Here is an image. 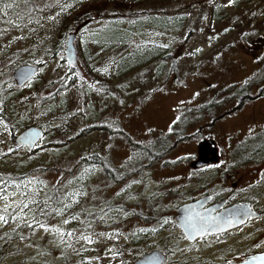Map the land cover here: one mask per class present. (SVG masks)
<instances>
[{
    "label": "rangeland",
    "instance_id": "rangeland-1",
    "mask_svg": "<svg viewBox=\"0 0 264 264\" xmlns=\"http://www.w3.org/2000/svg\"><path fill=\"white\" fill-rule=\"evenodd\" d=\"M64 5L71 17L87 11L64 35L65 42L75 33L77 84L66 80L65 45L55 49L59 36L48 23L51 13L40 29L10 13L15 24L1 26L0 89L13 102L14 115L27 121L25 127L39 126L44 136L38 149L28 151L13 144L9 125L0 127L2 173L20 175L0 190L9 197L0 200L7 220L0 222V264H133L152 250L165 255L162 264H229L264 250V156L246 158L242 151L237 157L227 143L228 134L236 139L249 127L264 126V0H66ZM114 12L131 20L151 14L177 23H144L134 29L129 48L98 57L88 68L89 56L76 39L104 25ZM47 33L44 48L36 47L33 39ZM156 44L169 51L161 68L154 60L115 75L125 51ZM23 63H38L37 79L11 89V73ZM204 138L213 139L219 151L209 169L219 174L220 186L234 189L232 182L240 187L258 178L252 196L261 216L226 235L189 241L177 225L176 208L199 194V169L189 163ZM131 143L153 152L165 143L168 152L148 160ZM233 147L236 152L239 146ZM95 154L105 167L81 163ZM202 175L205 181L218 180ZM14 201L23 203L12 206ZM9 231L17 237L3 241ZM82 234L93 242L78 239Z\"/></svg>",
    "mask_w": 264,
    "mask_h": 264
},
{
    "label": "trees",
    "instance_id": "trees-1",
    "mask_svg": "<svg viewBox=\"0 0 264 264\" xmlns=\"http://www.w3.org/2000/svg\"><path fill=\"white\" fill-rule=\"evenodd\" d=\"M39 0H30V3L33 5H36V7L32 8V10L29 12L25 8L24 0H20V5H16L14 9H9L8 13H0V34H2V28L1 26L9 25L6 21H10L8 19L9 13L12 15V17L17 18V14H19L22 19L21 21H30V28H42L45 24L44 21L46 20V16H48L51 13L52 19L48 21L50 22V28L53 29V32L59 36L58 40L56 41V50L61 49L64 44V38L65 33L71 31L73 29V24H76L77 21H81L84 16L87 15L86 9H84L80 14H76L73 17L69 16V13L65 11H61V7L64 6L63 0H44L40 4H36ZM56 1L62 2L61 4H57ZM68 3H70V0H67ZM5 2H13V0H0V7H3V4ZM56 6V9H55ZM84 8V7H83ZM46 12V13H42ZM82 16V17H81ZM146 16V17H145ZM145 18L143 17H137L131 20L130 18L121 16L117 13H112L106 16V22L101 27L86 33L84 36L77 37L76 41L79 45L80 49L85 53V56H89L87 59V66L88 68H92L91 63L94 61V59H98V57H104L109 54H114L116 52H122L124 49L129 48L132 36L134 34L135 28H141L144 23H152L157 26H166L170 24L171 26H174L177 22L174 20L169 22H165V17H156L151 14H145ZM176 21H178L176 19ZM179 22V21H178ZM47 23V24H48ZM12 24H15V22H12ZM49 33L45 35V37H38L37 40H34V44L36 47L42 46L44 48L46 41L49 39ZM169 55L168 48L163 45H151L148 47H135L130 50L125 51L120 58L116 62V72L115 75H122L132 69L138 68L140 66H144L147 63H150L154 60L160 61V68L165 63V60L167 59ZM106 57V58H107ZM18 64V63H17ZM16 64V65H17ZM38 64V63H37ZM40 64V63H39ZM15 64H13L11 67H13ZM68 70H67V78L69 84H77V77L78 73L73 67H70L67 64ZM95 75H99V73L102 74L101 71H92ZM38 73L34 76L33 79L30 80V84L33 82L35 83L37 79ZM103 82L106 79H102ZM11 82V81H10ZM2 85H0L1 87ZM246 86V85H245ZM14 88V90H19V87H16L14 84H11V89ZM228 88H232V86H229ZM245 88V87H244ZM238 90H241L242 87H238ZM248 89V88H247ZM246 89V90H247ZM245 90H243L244 92ZM60 109L63 112V115L66 113V101L61 100L60 102ZM212 106V103H209L207 105L201 106L200 109L206 110L207 107ZM0 119H2L5 123L1 126L9 125L11 127L10 131L11 133V139L13 140L14 137V130L17 129V131L23 129L26 126V122L22 117H16L14 115V105L13 102L10 100V98L5 95L4 90L0 89ZM16 128V129H14ZM159 138L158 140H160ZM131 145L135 149H139L143 151L146 159L151 160L149 156L154 157H163L168 151L164 148L165 143L161 144L160 146H157V150L155 152L152 151L151 148L147 146H143L139 143H131ZM38 149V147H35L33 150ZM1 156V155H0ZM241 156V155H240ZM82 164L90 165V164H98L100 166L105 167L106 163L104 161V158L95 154L90 157H82L80 159ZM0 190L6 183H14L15 181H18L19 176H14L11 173H2L5 169L3 167V164L0 163ZM6 238L2 239L3 241L6 239H11L16 236V234L12 231L6 232L4 235ZM10 237V238H7ZM17 237V236H16ZM2 250L0 245V258H1Z\"/></svg>",
    "mask_w": 264,
    "mask_h": 264
},
{
    "label": "water",
    "instance_id": "water-1",
    "mask_svg": "<svg viewBox=\"0 0 264 264\" xmlns=\"http://www.w3.org/2000/svg\"><path fill=\"white\" fill-rule=\"evenodd\" d=\"M75 33L70 32L65 40L64 55L68 64L77 66V54L74 46ZM79 71V70H78ZM37 66L30 63L17 65L12 73V79L17 87L23 86L34 77ZM43 130L35 125H30L14 135L15 146H25L31 151L35 144L42 138ZM217 161L216 148L213 141L206 139L197 145L196 159L190 164L192 167H199ZM206 198H197L182 203L176 208L177 225L181 229L184 237L193 241L206 234L220 233L244 223L247 218L256 217L257 212L252 210L249 203L241 202L227 206L215 212L214 206L203 208ZM244 213H248L246 216ZM264 256V251L246 256L240 262H229V264H264L259 257ZM165 255L159 250H152L137 257L133 264H162Z\"/></svg>",
    "mask_w": 264,
    "mask_h": 264
},
{
    "label": "flooded vegetation",
    "instance_id": "flooded-vegetation-1",
    "mask_svg": "<svg viewBox=\"0 0 264 264\" xmlns=\"http://www.w3.org/2000/svg\"><path fill=\"white\" fill-rule=\"evenodd\" d=\"M231 135L228 134L227 137V143L228 145V152H230V150L232 151L233 155H237L240 156V154L244 153V156L246 158H253L256 160H262L263 156H264V126H260V127H249V129L245 132H239L236 134V139L237 141H235L236 139L233 137H230ZM204 139H211V138H204ZM203 139V140H204ZM213 141V145L216 148V153H217V161H218V157H219V151L217 149L216 143L213 139H211ZM234 140V141H232ZM235 148L236 146H239L236 149V152H234V146ZM241 145V146H240ZM233 147V149H232ZM241 149V151L239 150ZM239 151V152H237ZM246 152V153H245ZM232 155V156H233ZM196 158H194L191 162H193ZM216 162H212L206 165H202L199 166V168H195V169H199V194L197 197L195 198H206V201L203 205V208L208 207V206H214L215 207V212H218L219 210L233 204V203H237V202H248L251 206V208L255 211H257L258 216L256 218H251V219H247L246 222L240 224L239 226L232 228L230 230L224 231V232H220V233H215V234H206L204 236H201L199 238H206V237H217V236H223L226 235L230 232H233L239 228H241L243 225H245L247 222L252 221V220H257L258 218H260L261 216V212L257 206L258 203H255V201H258V198L253 197V192H258L257 189V185L252 186V183L255 182L258 178H254L253 181L249 182L246 186H237L236 182H232L231 186L234 187V189H228L227 187H222L220 186V180L218 177L219 174L210 170L209 168L214 166ZM190 162V163H191ZM189 163V165H190ZM229 164V163H228ZM232 169L229 168L227 169L228 171ZM254 173L258 174L257 170L254 169L253 170ZM207 172V173H211L213 178H217L218 180L215 179H208V181H205L203 178V173ZM201 174V175H200ZM236 174L232 175L235 176ZM239 181L242 180L243 175L242 174H237ZM230 176H228L227 178H229ZM225 178V180L227 179ZM217 181V184L216 182ZM243 183V181H242ZM216 184V185H215ZM239 188L240 191L244 190L246 193V196H241L242 193L241 192H234L235 189ZM192 198L191 200L195 199ZM199 238H197L196 240H199ZM194 240V241H196ZM231 262V261H230Z\"/></svg>",
    "mask_w": 264,
    "mask_h": 264
},
{
    "label": "snow or ice",
    "instance_id": "snow-or-ice-1",
    "mask_svg": "<svg viewBox=\"0 0 264 264\" xmlns=\"http://www.w3.org/2000/svg\"><path fill=\"white\" fill-rule=\"evenodd\" d=\"M232 3H233V0H228V4H232ZM24 5H25V8L27 9V11H29V12L32 10V8L36 7V5H33V4L30 3V0H24ZM15 7H16L15 0H13V2H5L3 4V7H0V13H4V12H6L9 9H14ZM66 7H71V4L67 5ZM66 7L62 6L61 7V11H65L66 10ZM17 19L18 20H21L22 17L19 14H17ZM48 19L51 20L52 17L49 16ZM6 22L9 23V24L12 23L11 21H6ZM29 22H31V20ZM15 27L18 28L19 27V24L15 25ZM197 51H199V49H197ZM4 123L5 122L2 119H0V125H3ZM9 151H11V149H9ZM21 195H23V194H21ZM65 195H67V193H65ZM8 198L9 197L7 195L0 196V200H7ZM16 203H23V202L22 201H14L12 206H15ZM31 203L32 204H35L36 201L35 200H31ZM7 207H8V205L5 206V211L7 210ZM27 207H28V204H23V208H27ZM65 207H67V206H65ZM23 208L17 214L18 216H22L23 215ZM59 211L60 210H57V214H59ZM244 215L248 216L249 214L248 213H244ZM13 219H16V217L14 216ZM249 219H251L250 216H249ZM0 222L7 223V220H6V218H5V216L3 214H0ZM68 222L69 221L67 219H65L63 221V223H65V224H67ZM33 223H37V222L35 220H33ZM165 223H167V221H165ZM38 226L39 227H42V228H45L47 230V226L46 225H42L41 224V225H38ZM29 227H31V226L29 225ZM54 231L60 232V229H54ZM153 231H155V229H153ZM61 235L63 236L64 234L61 233ZM67 235H71V233H67ZM100 235H105V234L104 233H101ZM78 239H82V240H84L88 244H91L93 242L92 239L89 236H85L83 234L81 236H79ZM62 242H63V240H62ZM113 255H115V253H113ZM259 259H261L262 261H264V256L259 257Z\"/></svg>",
    "mask_w": 264,
    "mask_h": 264
}]
</instances>
